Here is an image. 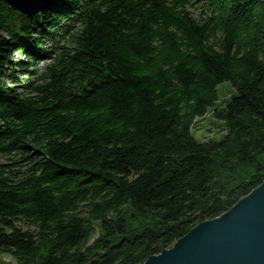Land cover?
I'll return each mask as SVG.
<instances>
[{
	"label": "trees",
	"instance_id": "1",
	"mask_svg": "<svg viewBox=\"0 0 264 264\" xmlns=\"http://www.w3.org/2000/svg\"><path fill=\"white\" fill-rule=\"evenodd\" d=\"M263 181L264 0H0V256L142 264Z\"/></svg>",
	"mask_w": 264,
	"mask_h": 264
},
{
	"label": "water",
	"instance_id": "2",
	"mask_svg": "<svg viewBox=\"0 0 264 264\" xmlns=\"http://www.w3.org/2000/svg\"><path fill=\"white\" fill-rule=\"evenodd\" d=\"M33 16L56 0H4ZM142 264H264V181L221 216L204 220Z\"/></svg>",
	"mask_w": 264,
	"mask_h": 264
},
{
	"label": "rangeland",
	"instance_id": "3",
	"mask_svg": "<svg viewBox=\"0 0 264 264\" xmlns=\"http://www.w3.org/2000/svg\"><path fill=\"white\" fill-rule=\"evenodd\" d=\"M196 14H199V10H195ZM14 61L18 59L27 61L28 59L19 54L15 53L13 55ZM47 61H42L39 65V69H43L46 65ZM34 66H29V70H33ZM18 78L21 80L17 90L19 92L26 91V84L35 80V76L33 74H28L24 72H20L18 74ZM236 93V90L232 86L230 82H224L218 87L219 99L216 102L215 106L211 107L207 114L203 117H199L195 120L194 126L192 128L193 135L199 141L206 142L210 140H219L227 133V127L222 120H219L215 117V113L217 110H221L225 107L226 103L230 100L232 95ZM140 219H136L135 227L140 225ZM0 264H17L16 260L9 254H3L0 256Z\"/></svg>",
	"mask_w": 264,
	"mask_h": 264
},
{
	"label": "bare ground",
	"instance_id": "4",
	"mask_svg": "<svg viewBox=\"0 0 264 264\" xmlns=\"http://www.w3.org/2000/svg\"><path fill=\"white\" fill-rule=\"evenodd\" d=\"M36 15V14H35Z\"/></svg>",
	"mask_w": 264,
	"mask_h": 264
}]
</instances>
